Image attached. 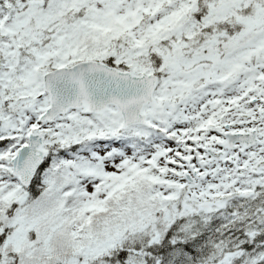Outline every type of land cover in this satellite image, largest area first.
<instances>
[{
  "label": "snow or ice",
  "instance_id": "1",
  "mask_svg": "<svg viewBox=\"0 0 264 264\" xmlns=\"http://www.w3.org/2000/svg\"><path fill=\"white\" fill-rule=\"evenodd\" d=\"M0 264H264V0H0Z\"/></svg>",
  "mask_w": 264,
  "mask_h": 264
}]
</instances>
